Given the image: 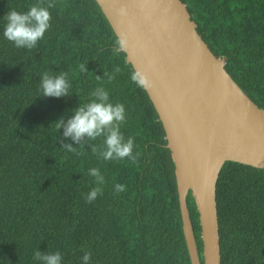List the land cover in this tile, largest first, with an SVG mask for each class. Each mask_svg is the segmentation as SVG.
Listing matches in <instances>:
<instances>
[{
  "label": "trees",
  "instance_id": "trees-1",
  "mask_svg": "<svg viewBox=\"0 0 264 264\" xmlns=\"http://www.w3.org/2000/svg\"><path fill=\"white\" fill-rule=\"evenodd\" d=\"M180 1L211 53L264 110V0ZM34 2L0 0V17ZM49 12L50 27L31 50L0 36V264H37L36 249L60 251L62 264H80L84 251L89 264H190L163 127L144 88L130 80L125 53L114 52L108 21L95 0H54ZM80 63L87 71H79ZM44 70L66 71L70 95L35 97ZM101 83L124 105L120 131L133 138L134 160L103 161L87 144L77 148L79 156L60 148L61 140L73 141L60 137L54 120ZM90 167L99 168L105 182L96 199L85 202L95 186ZM115 183L124 191L115 193ZM215 199L220 264H264V171L225 161ZM186 205L202 264L190 192Z\"/></svg>",
  "mask_w": 264,
  "mask_h": 264
},
{
  "label": "water",
  "instance_id": "water-1",
  "mask_svg": "<svg viewBox=\"0 0 264 264\" xmlns=\"http://www.w3.org/2000/svg\"><path fill=\"white\" fill-rule=\"evenodd\" d=\"M164 130L174 164L182 233L190 264H200L187 210L198 213L202 264H220L215 185L225 161L264 171V110L224 69L195 30L180 0H95ZM122 10V11H121Z\"/></svg>",
  "mask_w": 264,
  "mask_h": 264
},
{
  "label": "clouds",
  "instance_id": "clouds-1",
  "mask_svg": "<svg viewBox=\"0 0 264 264\" xmlns=\"http://www.w3.org/2000/svg\"><path fill=\"white\" fill-rule=\"evenodd\" d=\"M52 7H54V0H46V2L45 0H35L24 11L10 8L0 17V20L3 21L0 25V36L12 42L15 48L27 50L35 48L37 41L43 38L46 30L50 27L49 9ZM113 44L114 52L125 51L128 48L127 35L121 32L114 38ZM77 67L81 72L87 71L85 63H80ZM113 71L119 72L120 69L116 66ZM103 75L109 81L112 79V75L108 72H104ZM95 78L97 81L102 80L99 75H95ZM129 78L138 87H144L148 83L139 69L132 70ZM69 88L70 81L66 71L53 73L44 70L39 76V95L35 97L59 98L68 96L70 95ZM125 119L123 103L113 102L109 98L108 90L101 83L91 89L85 102L76 104L66 114L58 116L54 120V128L56 131L62 129L60 137L70 138L73 141L72 144L64 140L60 141V148L65 152L79 156L81 152H78L77 148L83 149L84 145L87 144L91 153L103 161L118 160L125 157L134 160L133 138L131 136L125 138L120 131L121 124ZM96 140L100 142L98 144L89 143ZM87 175L91 176L95 183V186L84 197L85 202H91L101 193V186L105 181L103 174L97 167L88 168ZM124 188L122 183L113 185L115 193L124 191ZM32 259L37 264H62V253L58 250L41 252L36 249L33 251ZM79 260L80 264H89L90 253L84 251Z\"/></svg>",
  "mask_w": 264,
  "mask_h": 264
}]
</instances>
